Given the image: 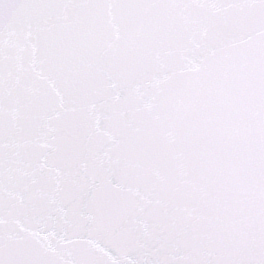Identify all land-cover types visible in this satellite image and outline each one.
Here are the masks:
<instances>
[{
  "label": "snow or ice",
  "instance_id": "obj_1",
  "mask_svg": "<svg viewBox=\"0 0 264 264\" xmlns=\"http://www.w3.org/2000/svg\"><path fill=\"white\" fill-rule=\"evenodd\" d=\"M0 264H264V0H0Z\"/></svg>",
  "mask_w": 264,
  "mask_h": 264
}]
</instances>
